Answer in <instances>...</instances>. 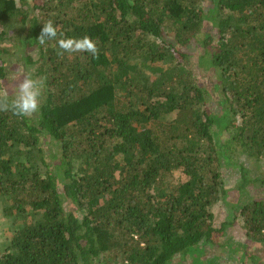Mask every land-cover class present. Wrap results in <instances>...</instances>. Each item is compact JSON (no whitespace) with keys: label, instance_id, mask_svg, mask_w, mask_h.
Returning a JSON list of instances; mask_svg holds the SVG:
<instances>
[{"label":"trees","instance_id":"1","mask_svg":"<svg viewBox=\"0 0 264 264\" xmlns=\"http://www.w3.org/2000/svg\"><path fill=\"white\" fill-rule=\"evenodd\" d=\"M48 20L98 58L39 44ZM20 68L46 81L38 114L0 112V264L264 263V196L240 203L264 187V0H0V84Z\"/></svg>","mask_w":264,"mask_h":264},{"label":"rangeland","instance_id":"2","mask_svg":"<svg viewBox=\"0 0 264 264\" xmlns=\"http://www.w3.org/2000/svg\"><path fill=\"white\" fill-rule=\"evenodd\" d=\"M28 73L25 68H20L16 72H13L12 75L9 77V83L7 82L6 85L0 84V89L3 90V87L8 88L9 90L16 92V85L20 82V80L23 78V76ZM263 165H264V160L261 162H255V160L249 161L248 162V167L250 170H254L253 172V177H258V174L263 171ZM173 182L176 184L182 180H185V174H183L181 171H175L173 174ZM226 182L228 186L230 187V195L228 196V202L230 201L234 202L233 196L234 192L231 193L232 190H238L239 186V180L238 176L235 172L230 173L228 176L226 175ZM246 194H244L241 197V205L245 204L249 200H255L256 198L263 197L264 196V187L260 186L259 184H254L252 186H248L246 189ZM212 211L215 215V219L217 224H221L225 221H233L234 219V212L233 210L227 206L225 201H221L215 206H213ZM9 221H7L6 218L3 217L2 213L0 212V244L2 245L3 242L7 239V235L9 232ZM232 240L233 242L237 243L236 245H242L246 246L247 249L249 250H254L255 247H252L251 242H247L246 238L244 237V233L241 229L240 225L237 226H231L227 229V233L223 239L224 241H229ZM0 245V247H1ZM213 252L216 254L220 255V257L216 258L213 256ZM260 258L264 257L262 256L261 253H259ZM243 256L239 254V252L235 251H230L227 249H224L222 247H213L211 253H209L207 256L204 257L205 263L209 259L213 261V264H253L251 260L243 259ZM264 260V258H263ZM202 263V261H201ZM182 264H192V258H186ZM198 264V263H195ZM264 264V263H263Z\"/></svg>","mask_w":264,"mask_h":264},{"label":"clouds","instance_id":"3","mask_svg":"<svg viewBox=\"0 0 264 264\" xmlns=\"http://www.w3.org/2000/svg\"><path fill=\"white\" fill-rule=\"evenodd\" d=\"M57 40L58 30L52 20L43 24L37 41L45 45L49 41L56 40L60 51L58 55L87 53L93 58H98L99 49L95 41L88 36L81 38H65L62 33ZM46 77L33 78L30 72L26 73L16 85V93L13 99L9 100L8 92L0 90V112H11L21 118H31L38 114L41 107V96L45 86Z\"/></svg>","mask_w":264,"mask_h":264}]
</instances>
